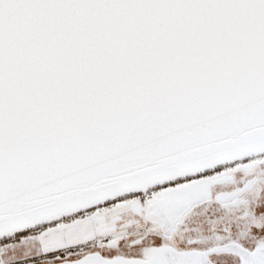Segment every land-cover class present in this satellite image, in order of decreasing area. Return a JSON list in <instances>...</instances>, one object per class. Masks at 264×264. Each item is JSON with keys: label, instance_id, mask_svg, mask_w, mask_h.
<instances>
[{"label": "snow or ice", "instance_id": "6c2138e0", "mask_svg": "<svg viewBox=\"0 0 264 264\" xmlns=\"http://www.w3.org/2000/svg\"><path fill=\"white\" fill-rule=\"evenodd\" d=\"M0 264H264V0H0Z\"/></svg>", "mask_w": 264, "mask_h": 264}]
</instances>
